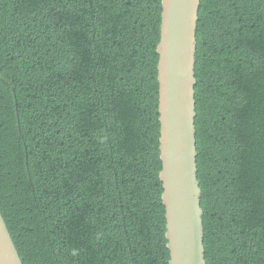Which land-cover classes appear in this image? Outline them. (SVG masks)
Wrapping results in <instances>:
<instances>
[{
	"label": "trees",
	"instance_id": "16d2710c",
	"mask_svg": "<svg viewBox=\"0 0 264 264\" xmlns=\"http://www.w3.org/2000/svg\"><path fill=\"white\" fill-rule=\"evenodd\" d=\"M161 0H0V212L22 264H168ZM205 264H264V0H200Z\"/></svg>",
	"mask_w": 264,
	"mask_h": 264
},
{
	"label": "water",
	"instance_id": "95a60500",
	"mask_svg": "<svg viewBox=\"0 0 264 264\" xmlns=\"http://www.w3.org/2000/svg\"><path fill=\"white\" fill-rule=\"evenodd\" d=\"M199 6L200 0H161L156 69L168 264H205L194 124ZM0 264H22L1 212Z\"/></svg>",
	"mask_w": 264,
	"mask_h": 264
}]
</instances>
